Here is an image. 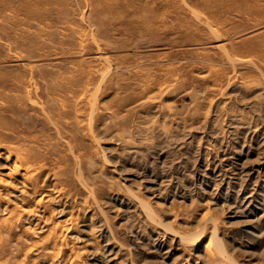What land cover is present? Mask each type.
<instances>
[{"label": "rangeland", "instance_id": "1", "mask_svg": "<svg viewBox=\"0 0 264 264\" xmlns=\"http://www.w3.org/2000/svg\"><path fill=\"white\" fill-rule=\"evenodd\" d=\"M263 5L0 0V264H264Z\"/></svg>", "mask_w": 264, "mask_h": 264}, {"label": "bare ground", "instance_id": "2", "mask_svg": "<svg viewBox=\"0 0 264 264\" xmlns=\"http://www.w3.org/2000/svg\"><path fill=\"white\" fill-rule=\"evenodd\" d=\"M263 8H264V5H263ZM261 9V10H263L264 11V9ZM166 13H167V11L166 10H156V11H154V17H157L158 15H162V16H165L166 15ZM144 22V23H143ZM142 22V24H144V26H146V27H149V28H152L153 26H154V21L152 20V19H145L144 21ZM260 48L261 49H264V45H260ZM232 58V57H231ZM28 89V88H27ZM28 91V90H27ZM30 91V90H29ZM37 94V93H36ZM28 95V94H27ZM28 98V97H27ZM56 98V97H55ZM60 99V98H59ZM58 99V100H59ZM63 99V98H62ZM65 101V100H64ZM61 102V101H60ZM66 102V101H65ZM52 103V102H51ZM62 103V102H61ZM54 104H55V102H54ZM66 104V103H65ZM63 105H64V103H63ZM18 135V134H17ZM25 138V137H24ZM35 141V140H34ZM45 142V141H44ZM39 143V142H38ZM25 144V143H24ZM31 145V144H30ZM37 146V145H36ZM18 147V146H17ZM47 149V148H46ZM49 149V148H48ZM26 150V149H25ZM54 150V149H53ZM41 152V151H40ZM46 152V151H45ZM24 154V153H23ZM20 156H22V155H20ZM24 156V159H26V157H25V155H23ZM49 157V156H48ZM31 160V159H30ZM59 160V159H58ZM24 161H26V160H24ZM29 161V160H28ZM33 161V160H32ZM36 161V160H35ZM38 161V160H37ZM21 162V161H20ZM23 162V161H22ZM15 163V162H14ZM31 163L32 162H30V165H31ZM35 163V162H34ZM34 163H32L33 165H34ZM37 163V162H36ZM39 163V162H38ZM18 164V163H17ZM24 165V164H23ZM36 165V164H35ZM42 165V164H41ZM48 165V164H47ZM14 166V165H13ZM20 166V165H19ZM26 166V165H25ZM29 167H26V169H28ZM35 169H36V166L34 167ZM51 168V167H50ZM35 169H33V170H35ZM42 169V168H41ZM39 171V170H38ZM26 173V172H25ZM33 174V173H32ZM52 174H54V173H52ZM27 175V174H26ZM29 176H31L30 174H28V179H29ZM31 178V177H30ZM24 179V178H23ZM33 180V179H32ZM22 181V180H21ZM27 181V180H26ZM63 181V180H62ZM60 182V181H59ZM25 183V182H24ZM22 184V183H21ZM52 186V185H51ZM38 191V190H37ZM42 198V197H41Z\"/></svg>", "mask_w": 264, "mask_h": 264}]
</instances>
